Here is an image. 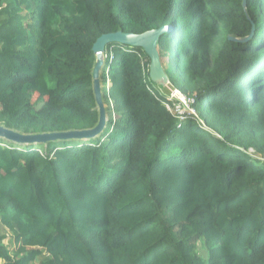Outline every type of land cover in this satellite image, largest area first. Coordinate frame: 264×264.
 I'll use <instances>...</instances> for the list:
<instances>
[{"label":"trees","instance_id":"16d2710c","mask_svg":"<svg viewBox=\"0 0 264 264\" xmlns=\"http://www.w3.org/2000/svg\"><path fill=\"white\" fill-rule=\"evenodd\" d=\"M164 25L195 115L165 107L142 48L108 44L99 135L0 138V264H264V0H0V124L93 128L96 38Z\"/></svg>","mask_w":264,"mask_h":264},{"label":"water","instance_id":"95a60500","mask_svg":"<svg viewBox=\"0 0 264 264\" xmlns=\"http://www.w3.org/2000/svg\"><path fill=\"white\" fill-rule=\"evenodd\" d=\"M242 7L246 9V0H242ZM171 29L170 25H164L158 28L150 29L142 33L136 34L132 32H123L121 30L104 33L96 38L92 45V51L95 54V62L92 68L93 78V91L95 102L98 109L97 124L90 129L84 130H69L61 132H46L39 134H22L13 129L7 128L0 124V138L11 140L17 143L28 141L27 143H40L52 140H65V139H81L86 140L93 138L101 133L107 122L106 105L102 99V83H101V68L104 63V53L106 46L112 43H118L126 46L140 47L143 49L149 58L148 75L149 79L159 86H166L169 84L168 76L164 71L162 60L158 51V40L166 32ZM253 34L251 33L238 40L232 37L230 39L236 41H245Z\"/></svg>","mask_w":264,"mask_h":264},{"label":"built area","instance_id":"2783aa9c","mask_svg":"<svg viewBox=\"0 0 264 264\" xmlns=\"http://www.w3.org/2000/svg\"><path fill=\"white\" fill-rule=\"evenodd\" d=\"M106 58V52L104 53V59ZM166 87L167 89H170V95H166L162 93V89ZM159 86L157 85V89L159 91L160 95H163L167 101H170L171 104H168L166 101L163 102L166 108L168 110L174 112L180 120L184 118L185 113L193 114L195 115V110L191 106V104L194 102L193 98L186 97L184 94H182L179 90L175 88H169L168 85L166 86ZM179 126V125H178Z\"/></svg>","mask_w":264,"mask_h":264},{"label":"rangeland","instance_id":"374dc122","mask_svg":"<svg viewBox=\"0 0 264 264\" xmlns=\"http://www.w3.org/2000/svg\"><path fill=\"white\" fill-rule=\"evenodd\" d=\"M105 60V59H104ZM162 61L163 62H166V58H163L162 59ZM102 68H103V66H102ZM102 68H101V70H102ZM100 75H101V73H100ZM110 84H109V82L107 83V88H108V86H109ZM102 86V85H101ZM169 86V85H168ZM162 93H164V94H166V95H170V89H167L166 87H164L163 89H162ZM104 102V101H103ZM87 140V139H86ZM0 234H3V235H5L6 236V239H5V242H6V245L9 247V249L11 250V251H14V249H15V246H14V244L12 243V239H10V232L8 231V230H6L2 225H0Z\"/></svg>","mask_w":264,"mask_h":264},{"label":"bare ground","instance_id":"6f19581e","mask_svg":"<svg viewBox=\"0 0 264 264\" xmlns=\"http://www.w3.org/2000/svg\"><path fill=\"white\" fill-rule=\"evenodd\" d=\"M25 142H28V141H25Z\"/></svg>","mask_w":264,"mask_h":264},{"label":"crops","instance_id":"0c3cea01","mask_svg":"<svg viewBox=\"0 0 264 264\" xmlns=\"http://www.w3.org/2000/svg\"><path fill=\"white\" fill-rule=\"evenodd\" d=\"M6 243V242H5Z\"/></svg>","mask_w":264,"mask_h":264}]
</instances>
